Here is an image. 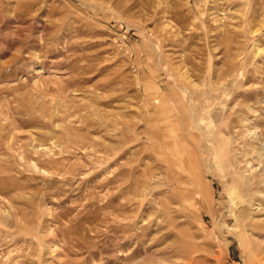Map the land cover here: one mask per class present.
<instances>
[{
  "label": "rangeland",
  "instance_id": "obj_1",
  "mask_svg": "<svg viewBox=\"0 0 264 264\" xmlns=\"http://www.w3.org/2000/svg\"><path fill=\"white\" fill-rule=\"evenodd\" d=\"M0 264H264V0H0Z\"/></svg>",
  "mask_w": 264,
  "mask_h": 264
},
{
  "label": "bare ground",
  "instance_id": "obj_2",
  "mask_svg": "<svg viewBox=\"0 0 264 264\" xmlns=\"http://www.w3.org/2000/svg\"><path fill=\"white\" fill-rule=\"evenodd\" d=\"M194 116H195V114H194ZM199 125V124H198ZM202 126V125H201ZM201 126L199 125V128L201 129V130H203V128H201Z\"/></svg>",
  "mask_w": 264,
  "mask_h": 264
}]
</instances>
